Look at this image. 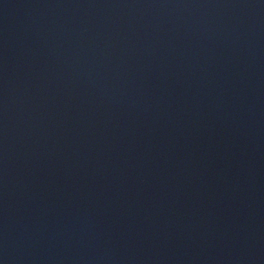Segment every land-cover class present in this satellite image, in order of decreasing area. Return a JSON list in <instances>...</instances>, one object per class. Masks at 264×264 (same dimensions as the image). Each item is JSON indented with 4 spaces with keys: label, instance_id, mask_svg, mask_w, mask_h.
Returning <instances> with one entry per match:
<instances>
[{
    "label": "water",
    "instance_id": "1",
    "mask_svg": "<svg viewBox=\"0 0 264 264\" xmlns=\"http://www.w3.org/2000/svg\"><path fill=\"white\" fill-rule=\"evenodd\" d=\"M264 50V0H0V264H140Z\"/></svg>",
    "mask_w": 264,
    "mask_h": 264
}]
</instances>
